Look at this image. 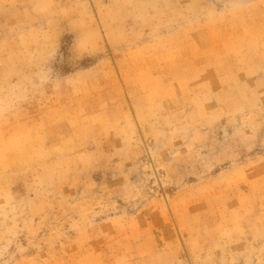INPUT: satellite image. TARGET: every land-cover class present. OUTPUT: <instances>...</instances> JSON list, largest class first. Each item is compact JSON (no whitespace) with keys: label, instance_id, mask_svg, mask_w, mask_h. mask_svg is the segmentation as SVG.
<instances>
[{"label":"rangeland","instance_id":"374dc122","mask_svg":"<svg viewBox=\"0 0 264 264\" xmlns=\"http://www.w3.org/2000/svg\"><path fill=\"white\" fill-rule=\"evenodd\" d=\"M0 264H264V0H0Z\"/></svg>","mask_w":264,"mask_h":264}]
</instances>
